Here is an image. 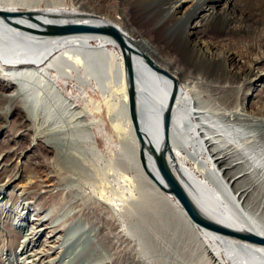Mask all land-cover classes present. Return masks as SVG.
<instances>
[{"label": "bare ground", "instance_id": "1", "mask_svg": "<svg viewBox=\"0 0 264 264\" xmlns=\"http://www.w3.org/2000/svg\"><path fill=\"white\" fill-rule=\"evenodd\" d=\"M238 1L71 0L70 6L68 0H0V136L14 115L21 139H50L46 146L64 159L56 157L58 176L72 172L83 178L90 172L77 145L89 144L92 153L100 154L86 109L64 95L60 80L89 84L105 74L117 78L112 107H119L121 116L113 120L119 150L104 178L88 185L96 201L89 209L99 212L101 207L98 218L102 229L113 233L116 253L89 257L87 264H264V246L194 224L149 154H142L118 42L102 33L59 34L49 28L69 23L118 28L133 49L138 117L150 151L166 161L202 215L264 238V220L251 211L258 205L257 191L264 189V147L242 130L249 120L241 113L245 101L239 95L244 86H253L252 97L264 102V61L245 66L240 56L205 40L245 35L243 24L249 17L237 14ZM92 9L108 11L112 20ZM46 121L52 123L47 129ZM68 139L73 147L63 151L59 143ZM11 155L26 156L24 151H0L1 194L22 179L10 172L5 158ZM39 188L41 194H51L43 192L44 184ZM6 195L0 196L1 264L5 251L17 253L27 240L17 230L23 222L14 228V220L5 215L12 200L11 193ZM23 201L21 213L29 209Z\"/></svg>", "mask_w": 264, "mask_h": 264}, {"label": "rangeland", "instance_id": "2", "mask_svg": "<svg viewBox=\"0 0 264 264\" xmlns=\"http://www.w3.org/2000/svg\"><path fill=\"white\" fill-rule=\"evenodd\" d=\"M68 3L72 6L71 0H68ZM235 6L238 15L245 19L249 17V20H246L248 22L243 24L246 29L245 35L213 39L205 37V40L216 45L221 52L229 51L240 56L245 66L250 65L255 59L264 61V0H239ZM92 11L105 19L112 20L107 18L110 13L106 10L92 9ZM141 29L145 33L148 30L147 23H144ZM101 79L93 78L89 84H80L76 80L59 82L64 95L71 98L78 109H86L87 120L91 125L90 131L99 140L100 154L92 153L89 144L75 147L79 150V154H83L80 155L90 169L86 177L78 178L73 176L72 172L68 176H58L55 173L58 169L56 157L59 156L61 162L64 159L46 146L50 139L34 138L33 141L31 135L21 139L18 136L19 128L15 125L16 117L12 115L8 118L9 126L0 136V151H24L26 156L17 158L11 155L5 158V161L12 165L9 168L10 172L18 174L22 179L6 186L3 194L0 192V196L12 194L5 215L14 220V228L19 227V221L23 222V227L17 230L27 235V240L17 253L11 255V252L5 251L4 264H15L19 256L22 257L21 264H87L89 257L103 254L110 258L116 253L113 242L117 241L113 239V233L108 228L102 229L103 224L98 218L101 207H98L99 212L89 209L96 202L89 195V183L104 178L111 165H114V156L119 150V142L117 143L119 134L113 127V120L121 116H119V107H112L117 103V97L113 92L117 78L112 79L109 74H105ZM254 91L255 87L244 86L239 93L240 99L245 101L240 104L243 107L241 113L249 120L243 122L246 127L242 130L251 132L254 141H259L258 145L264 147V102L260 96L252 97ZM67 117L64 114V118ZM51 124L46 121V129ZM65 138L67 139L68 136ZM107 138L112 139L110 142H113L109 143L106 141ZM69 141L72 140L61 141L59 148L63 151L72 148L73 144ZM29 178L32 180L31 184L27 181ZM57 183L61 186L56 187ZM40 184L46 186L43 192L50 191L51 194H41ZM263 195L264 189H260L259 193L257 191L256 197L260 199L258 198L257 207L251 209L259 220H264ZM18 198L20 202L26 200L23 201L29 206L26 213H21L22 206H19ZM58 226H60L59 230L52 233ZM29 242H32V245L22 251Z\"/></svg>", "mask_w": 264, "mask_h": 264}, {"label": "water", "instance_id": "3", "mask_svg": "<svg viewBox=\"0 0 264 264\" xmlns=\"http://www.w3.org/2000/svg\"><path fill=\"white\" fill-rule=\"evenodd\" d=\"M49 28L59 34L102 33V34L112 36L118 42V44L120 45L124 53V61H125L126 69H127V75H128L130 116H131L135 131H136L137 138L141 144L142 154L144 155L146 152L149 154L160 176L162 177V179L168 186L170 193L175 196V198L181 204L186 214L188 215V217L191 219V221L194 224H196L197 226L207 231L213 232L215 234L223 235L226 237L234 238L240 241L248 242V243L259 245V246H264V238L256 234H253V233H242V232H237V231L225 228L221 225H218L210 221L208 218L202 215L198 211L196 204L194 203L192 198L188 195V193L185 191V189L182 187L179 180L177 179V177L175 176V174L173 173L169 165L166 163V161L164 159H160L156 157V155H154L150 151L148 145H146L144 135L140 128V122H139V117H138L137 89H136V80H135V75H134L133 59H132L133 49L128 44V41L123 36V34L120 32V30L112 25L97 26V25L83 24V23H69V24L60 25V26L50 25ZM145 61L147 62L146 64H148L151 67H154L153 64L148 60V58H146ZM142 164L144 166L146 165L144 156L142 157Z\"/></svg>", "mask_w": 264, "mask_h": 264}]
</instances>
